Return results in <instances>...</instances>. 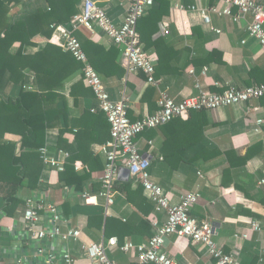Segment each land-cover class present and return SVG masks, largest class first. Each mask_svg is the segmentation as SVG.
<instances>
[{"label": "crops", "instance_id": "obj_1", "mask_svg": "<svg viewBox=\"0 0 264 264\" xmlns=\"http://www.w3.org/2000/svg\"><path fill=\"white\" fill-rule=\"evenodd\" d=\"M93 1L113 24L123 23L130 0ZM165 1L167 4L160 9L158 1L154 0L153 9H159L163 18L152 37L157 40V46L148 51L156 60L157 86L148 85L141 73L125 74L122 79L101 77L112 100L126 99L132 121L154 112L160 93L181 101L200 91L221 92L228 84L244 87L264 83V47L247 36L249 16L235 22L212 12L211 8L223 7L219 0ZM256 1L264 4V0ZM23 2L9 11L11 20L17 19L26 6L43 5L42 0ZM78 8L80 12L82 0ZM94 30L93 35L82 28L74 34H87L92 41L109 48L108 37L98 28ZM44 46L45 41L40 40L26 51L35 53ZM17 48L18 44H14L11 52ZM118 63L124 68L121 56ZM28 77L27 85L32 80L31 75ZM73 82L61 91L67 101L70 121L79 119L85 109L96 113L91 109L97 107L93 96L83 99L79 106L74 104V99L68 95L69 84ZM3 86L0 90L3 100L17 97L19 84L4 81ZM204 117L201 131L185 133L182 129L161 127L149 132L150 136L141 135L136 139L138 149L150 158V178L163 188L171 204H177L184 193L200 194L190 213L199 221L215 225L213 239L223 252L237 258L239 264H264V188L258 185L264 177V98L205 111ZM200 124L201 121H196L197 126ZM56 133L55 129L46 135L44 146L50 151L67 153L66 162L77 148L81 150V158L74 161L73 168L78 176L87 177L83 192L77 193L72 186L65 185L59 179L61 172L55 170L43 175L36 189L20 186L16 194L20 202L14 209L7 206L4 193L0 191V264H67L63 258L65 253L73 259L71 264H96L87 258L82 246L100 242L105 244L106 255L114 264H134L136 252H123L121 246L127 241L146 242L153 235L154 223L161 225L165 221V212L155 207L145 191L135 195L138 185L130 177L120 175L117 179L111 204L106 205L99 196L100 177L105 168L100 147L110 141V127L109 138L101 144L88 134L80 139L78 146L76 129L64 133L61 140ZM4 140L19 145L21 137L7 133ZM166 142L164 149L171 155L170 163L159 150ZM128 181L131 182V201L122 191L123 183ZM83 194L95 199L87 203ZM28 197L43 198L56 206L66 220L59 223L61 232L78 230L79 236L67 241L30 237L23 214V199ZM100 214L101 221L95 217ZM89 219L91 224L88 225ZM253 221L259 223L260 231L251 229ZM52 227L51 215L43 213L38 228L49 232ZM111 239L116 240L115 245L108 243ZM163 250L178 264H214L202 245L176 235L165 239Z\"/></svg>", "mask_w": 264, "mask_h": 264}, {"label": "built area", "instance_id": "obj_2", "mask_svg": "<svg viewBox=\"0 0 264 264\" xmlns=\"http://www.w3.org/2000/svg\"><path fill=\"white\" fill-rule=\"evenodd\" d=\"M219 1L223 7L221 9L211 8V11L220 16H228L235 22L249 16L251 20L247 24V36L257 40L260 46L264 47V4L256 0ZM153 5L154 0H130L123 23L115 25L93 0H82L81 11L72 17L69 27L63 25L52 27L53 41L83 65V83L92 90L97 103V107L91 111H102L110 126V141L100 147L105 157V168L100 177L99 196L104 198L106 205L114 201V184L125 168L128 170V177L143 188L155 207L165 212V221L161 225L154 223V233L146 242L134 244L127 241L121 246L123 252L131 250L136 252L137 259L134 264H178L163 250L165 239L172 235L202 245L208 256L213 259L214 264H239L237 258L223 252L216 244L213 239L215 235L213 226L191 215V209L200 199V194L184 193L177 204H171L163 188L151 180L149 174L151 161L148 156L140 153L135 139L146 130L156 129L175 118L185 117L190 111H210L245 105L250 101L264 98V83L244 87L228 84L222 92L200 91L197 95L185 97L181 101L174 100L166 93H160L156 103L157 109L132 121L128 116L126 99L122 97L119 101H114L110 98L101 77L88 62L74 34L82 28L93 35L94 29L98 28L108 37L111 45L119 47L126 74L142 72L148 85L157 86V80L154 77L155 57L143 50L137 33L138 20ZM233 9L236 12H233ZM39 153L43 164L39 182L42 181L43 175L54 170L64 171L67 153L61 150L50 151L47 145L41 147ZM258 185L264 188V177L259 180ZM83 197L87 203L95 199L86 194H83ZM23 202L25 206L23 214L27 220V232L30 237L67 241L79 236L78 230L70 229L65 233L61 232L59 223L61 220H66L56 206L48 203L46 199L28 197L24 198ZM43 213H49L52 217L53 227L49 232L38 228ZM251 229L260 231L259 223L253 221ZM108 243L115 245L116 240L111 239ZM105 249L103 242L82 246L87 258L94 263L114 264L107 257ZM63 258L67 264L73 262L69 253H65Z\"/></svg>", "mask_w": 264, "mask_h": 264}, {"label": "trees", "instance_id": "obj_3", "mask_svg": "<svg viewBox=\"0 0 264 264\" xmlns=\"http://www.w3.org/2000/svg\"><path fill=\"white\" fill-rule=\"evenodd\" d=\"M23 1L0 0V90L4 88V81L20 85L17 97H7L5 100L0 97V191L4 193L3 197L9 204L7 206L12 209L20 202V197L16 196L20 186L32 190L38 186L43 170L39 149L44 146L46 135L50 131L56 129L57 137L61 140L64 133L76 129L75 142L79 146L80 139L88 134L98 144L105 142L109 138L110 127L102 111L91 113L85 109L81 111L79 119L68 120L67 101L61 92L66 89V84L76 79L68 87V95L74 99V104L78 105L83 99L92 96L95 99L92 90L83 83L82 63L52 39V27H68L72 17L79 12L81 0H42L43 5L35 4L36 7L31 8L26 6L17 19L11 20L8 17L9 11L24 4ZM157 1L160 9L167 4L165 0ZM150 9L149 14H145L137 22L139 40L146 53L157 46V40L152 37L163 18L159 9L155 11L153 6ZM76 37L88 62L100 77L122 79L125 76L124 68L118 63L121 56L119 47L111 45L107 48L92 41L87 34L79 32ZM40 40L45 41L42 49L35 53L26 51V48L36 46V42ZM14 44H18V48L12 53ZM158 59V64L161 65V57ZM28 74L32 76L29 85ZM127 83L129 84L128 81ZM204 113L205 111H190L187 120L175 118L158 128L182 129L185 133L197 132V129L201 131L205 125ZM196 121H201L200 127L196 125ZM156 129L146 130L138 137L147 136ZM7 133L20 136L19 145L4 140ZM165 146L167 142L159 150L163 159L170 163L171 155H167ZM80 153L81 150L77 148V152L70 156L64 171L59 175L60 181L72 186L77 193L83 192V182L87 178L84 175L78 176L73 168L74 161L81 158ZM123 184L122 191L131 201V182ZM143 191L138 185L134 194H143ZM95 217L100 221L102 219L101 214Z\"/></svg>", "mask_w": 264, "mask_h": 264}, {"label": "water", "instance_id": "obj_4", "mask_svg": "<svg viewBox=\"0 0 264 264\" xmlns=\"http://www.w3.org/2000/svg\"><path fill=\"white\" fill-rule=\"evenodd\" d=\"M149 158V157H148ZM150 159V158H149ZM128 170L127 169H123V172H122V174H121V176L122 177H125V178H128ZM213 226V228L215 229V225H212Z\"/></svg>", "mask_w": 264, "mask_h": 264}]
</instances>
